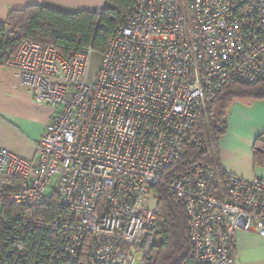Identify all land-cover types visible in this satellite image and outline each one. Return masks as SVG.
Segmentation results:
<instances>
[{
    "label": "built area",
    "instance_id": "obj_1",
    "mask_svg": "<svg viewBox=\"0 0 264 264\" xmlns=\"http://www.w3.org/2000/svg\"><path fill=\"white\" fill-rule=\"evenodd\" d=\"M96 54L26 40L8 62L33 100L53 108L33 160L0 147V184L18 181L6 201L29 211L9 224L16 261L41 230L39 264H77L84 251L87 264H151L154 188L185 133L220 87L264 75V0H134L93 70ZM164 187L186 211L196 263L235 264L237 231L264 239V179L220 176L200 161ZM52 195L62 212L35 215ZM2 198L0 189V209Z\"/></svg>",
    "mask_w": 264,
    "mask_h": 264
},
{
    "label": "trees",
    "instance_id": "obj_2",
    "mask_svg": "<svg viewBox=\"0 0 264 264\" xmlns=\"http://www.w3.org/2000/svg\"><path fill=\"white\" fill-rule=\"evenodd\" d=\"M133 1L107 0L100 12L83 10L64 13L38 5L11 11L6 22L0 24V64H8L26 40L51 47L63 56L88 45L96 53L102 54L117 25L132 12ZM236 99H264V75L253 84L231 82L220 87L213 101L208 102L204 110L198 113L193 127L185 133L183 152L174 158L162 173L161 183L154 188L159 194L157 225L160 239L152 249L151 264H198L192 256L186 211L176 197L165 189L164 184L175 174L187 171L193 163L200 161L215 166L220 176L224 174L217 166V149L226 131V110ZM263 153V146L259 141L256 142V163L263 161ZM17 185V179L0 184L3 191L0 209V264H39L38 258L46 236L41 230L27 234L26 256L23 259L16 261L7 255L9 237L13 232L9 224L14 221L17 211L29 212L6 201L7 194L15 190ZM61 212L57 197L52 195L34 214L52 219ZM14 233L19 234L20 231L15 228ZM77 264H87L85 251Z\"/></svg>",
    "mask_w": 264,
    "mask_h": 264
},
{
    "label": "crops",
    "instance_id": "obj_3",
    "mask_svg": "<svg viewBox=\"0 0 264 264\" xmlns=\"http://www.w3.org/2000/svg\"><path fill=\"white\" fill-rule=\"evenodd\" d=\"M107 0H0V24L9 12L38 5L64 13L97 11ZM53 108L36 103L19 81L18 70L0 64V147L26 160L35 158V147L50 121ZM226 131L217 149V166L223 172L249 180L264 179V159L254 160L260 142L264 152V99H236L226 110ZM264 154V153H263ZM235 264H264V239L237 231L233 237Z\"/></svg>",
    "mask_w": 264,
    "mask_h": 264
},
{
    "label": "rangeland",
    "instance_id": "obj_4",
    "mask_svg": "<svg viewBox=\"0 0 264 264\" xmlns=\"http://www.w3.org/2000/svg\"><path fill=\"white\" fill-rule=\"evenodd\" d=\"M100 55L101 54L94 55L93 70H96L98 68V66H99Z\"/></svg>",
    "mask_w": 264,
    "mask_h": 264
}]
</instances>
